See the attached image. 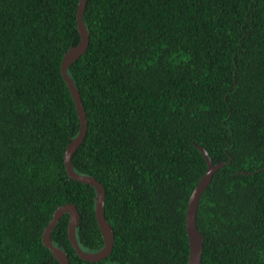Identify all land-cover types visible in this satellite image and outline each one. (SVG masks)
Here are the masks:
<instances>
[{"label":"trees","instance_id":"1","mask_svg":"<svg viewBox=\"0 0 264 264\" xmlns=\"http://www.w3.org/2000/svg\"><path fill=\"white\" fill-rule=\"evenodd\" d=\"M80 0H0V264H60L43 234L77 205L83 250L105 245L97 190L65 152L81 121L62 75L81 42ZM87 51L68 73L87 136L74 169L106 190L112 253L52 238L71 264H188L187 209L208 169L201 264H264V0H89Z\"/></svg>","mask_w":264,"mask_h":264},{"label":"water","instance_id":"2","mask_svg":"<svg viewBox=\"0 0 264 264\" xmlns=\"http://www.w3.org/2000/svg\"><path fill=\"white\" fill-rule=\"evenodd\" d=\"M89 0H80L77 21L78 28L81 34V42L78 46L72 47L64 56L62 61V75L72 93L74 101L76 103L77 111L81 121V129L79 134L71 141L65 152V165L67 168L68 175L72 179L82 181L87 184L93 185L97 190V203H96V217L102 232L105 245L99 251L88 252L82 249L77 238V228L80 224V211L76 204L68 203L66 205L60 206L54 214L53 219L50 221L46 227L43 234L44 244L52 251L53 255L58 259L60 264H71L69 255L63 251L61 248L57 247L52 238V233L65 213L70 214V221L68 226V234L72 245L74 246L77 254L87 261H100L107 258L113 251L115 245V233L111 224L108 222L106 217V190L104 185L94 176L84 175L78 173L73 167V157L79 147L84 142L87 131H88V118L87 113L83 104V99L81 93L77 88L74 80L69 75L68 70L70 66L79 59L88 49L90 44V33L87 29L84 14ZM199 149L203 153L207 163L208 169L205 175L200 180L197 187L194 189L188 209H187V232L190 242V256L188 264H201L204 252V237L198 226V209L200 201L205 191L208 189L212 182L214 174L223 165H215L211 156L209 155L205 147L199 146Z\"/></svg>","mask_w":264,"mask_h":264}]
</instances>
